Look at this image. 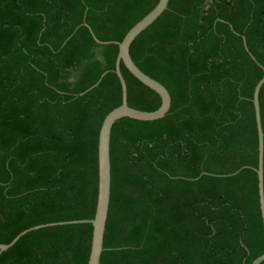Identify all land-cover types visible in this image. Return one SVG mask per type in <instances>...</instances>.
<instances>
[{"label": "trees", "instance_id": "trees-1", "mask_svg": "<svg viewBox=\"0 0 264 264\" xmlns=\"http://www.w3.org/2000/svg\"><path fill=\"white\" fill-rule=\"evenodd\" d=\"M157 3L0 0V245L93 218L98 132L121 102L113 43ZM129 55L167 90L170 108L111 129L99 264H251L264 254L252 105L264 0H169ZM120 72L128 107L155 111L158 95ZM258 103L264 191V84ZM91 233L88 224L30 232L0 264H87Z\"/></svg>", "mask_w": 264, "mask_h": 264}, {"label": "water", "instance_id": "water-1", "mask_svg": "<svg viewBox=\"0 0 264 264\" xmlns=\"http://www.w3.org/2000/svg\"><path fill=\"white\" fill-rule=\"evenodd\" d=\"M169 0H158L156 6L139 22H137L123 37L121 42L113 43L118 48V53L114 63V74L116 75L121 89V102L120 105L109 112L103 119L97 140V196L94 216L91 220H78L68 222L50 223L45 225H39L27 229L16 236L8 245H0V253H3L10 249L21 237L24 235L46 228L63 227L72 225H84L88 224L92 228L90 250L88 255L87 264H99L100 257L103 252V236L105 231V225L108 215L109 201H110V134L113 125L121 119H130L139 122H153L162 119L170 108V96L167 90L155 80L149 78L143 74L133 63L129 55V48L132 42L149 26H151L167 9ZM85 26L92 35L96 44L105 46L110 43H104L98 41L87 25ZM243 47L249 54L246 47L245 39L242 37ZM252 60L254 58L249 54ZM255 61V60H254ZM120 64H123L124 68L142 85L156 93L160 99L159 107L153 112H142L128 107L127 105V88L125 81L120 72ZM85 93L91 91L98 86L102 77ZM264 84V72L262 78L257 82L252 94V105L254 111V120L256 125L257 135V168L255 169L257 177V193L258 203L262 222V228L264 232V191H263V132L260 123V111L258 96L261 87ZM85 93L80 94L83 96ZM237 173V172H236ZM234 173L233 175H235ZM264 262V254L257 257L251 264H261Z\"/></svg>", "mask_w": 264, "mask_h": 264}]
</instances>
